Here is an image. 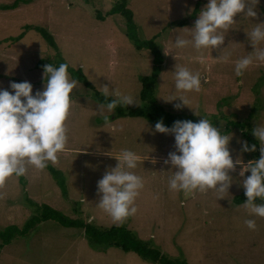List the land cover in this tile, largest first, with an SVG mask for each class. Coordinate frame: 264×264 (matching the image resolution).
<instances>
[{
	"label": "rangeland",
	"instance_id": "1",
	"mask_svg": "<svg viewBox=\"0 0 264 264\" xmlns=\"http://www.w3.org/2000/svg\"><path fill=\"white\" fill-rule=\"evenodd\" d=\"M15 1L0 0V6ZM22 1L25 3L14 10H0V88L12 91L10 82L28 81L35 94L44 86L40 61H63L84 73L97 90L100 85H108L110 91L117 88L138 100L139 103L128 107L140 105V77L150 72L151 60L147 51L134 48L122 16H106L119 0ZM207 2L128 0L140 38L158 36L165 56L157 100L177 115H190L197 121L203 115L221 132L226 131L229 122H246L251 139H256L251 130L258 123L264 124V64L249 66L242 76L235 74L234 64L253 50L245 30H250L252 23L264 22V0L255 5L256 17L246 18L242 13L234 17L230 29L223 31L225 39L219 48H176V35L191 38L199 12L195 19H189L190 14L196 6L199 11L203 9ZM98 14L105 19H98ZM184 19L188 21L186 26H171L172 22ZM27 26L31 28L26 29ZM35 28L48 30L57 48L48 44ZM21 34V39L12 40ZM223 49L227 59H217ZM176 63L202 77L200 91L185 94L198 115L189 106L174 108V104L180 103L178 99L165 100L175 91ZM69 77L73 78L70 74ZM71 101L65 150L57 154L55 163H47L63 174L66 192L46 167L28 166L22 175L24 184L15 175L5 178L0 181V230L13 224L23 226L35 213L28 202L31 200L69 215L88 216L103 228L125 226L170 257L189 264H264V218L250 217L243 204L234 203L236 196L244 195L240 165L229 171L232 183L229 193H223L225 197L218 199L220 194L212 189L192 193L170 190L167 178L172 174L171 165L163 161L175 150L171 133L156 132L143 118H113L114 110L107 109L104 115L109 117V123L105 125L98 111L100 104L81 82L73 90ZM228 135H232L229 148L234 160L240 158L247 163L256 159V151H239L237 141H247L240 130L232 129ZM121 149H130L142 157L133 171L143 178V187L134 201L137 211L116 222L97 206V181L117 164L112 155ZM247 175L250 172H245ZM246 218L255 219V230L247 228ZM0 264L151 263L113 247L106 252L97 250L81 230L43 223L30 237L0 248Z\"/></svg>",
	"mask_w": 264,
	"mask_h": 264
},
{
	"label": "clouds",
	"instance_id": "2",
	"mask_svg": "<svg viewBox=\"0 0 264 264\" xmlns=\"http://www.w3.org/2000/svg\"><path fill=\"white\" fill-rule=\"evenodd\" d=\"M258 3L259 0H208L199 11L191 29V38L176 35L175 47L219 48L225 39L223 31L230 29L234 17L238 13L246 18L256 17L255 5ZM245 31L253 50L235 61L237 76H242L253 64H264V22L252 23L250 30ZM224 49L217 59H227ZM42 67L44 86L35 94L28 81L10 82L12 91L0 88V181L13 175H24L28 166L44 169L48 162L55 163L57 154L65 150L68 138L66 121L71 95L78 81L69 77L66 62ZM174 67L175 91L169 99H164H178L180 103L174 104V108L189 106L197 114L185 94L200 91L202 77L178 63ZM109 89L108 85H100L98 89L106 98L98 108L105 125L109 123V117L104 115L105 109L111 112L117 105L139 103L131 94L117 88ZM109 96L112 98L108 99ZM202 117L198 121L175 120L170 127L162 120L154 124L156 132L171 133L174 137L175 150L170 151L163 161L170 164L172 170L167 178L168 188L184 193L212 189L220 194L219 199L225 197L223 193H229L232 183L229 171L240 165L239 175L244 177L242 186L246 196L243 207L250 217L264 218V202H256L257 199L264 201V124L258 123L251 130L259 142V158L245 163L240 158L233 159L229 148L232 135L221 132L209 119ZM237 143L241 153L257 150L256 144L244 140ZM112 156L117 164L108 168L97 181V206L113 221L119 222L137 211L134 201L143 187V178L133 170L142 157L130 149H121ZM152 162L157 161L153 158ZM245 172H250V175L245 176ZM244 224L250 230L257 226L254 218H246Z\"/></svg>",
	"mask_w": 264,
	"mask_h": 264
},
{
	"label": "trees",
	"instance_id": "3",
	"mask_svg": "<svg viewBox=\"0 0 264 264\" xmlns=\"http://www.w3.org/2000/svg\"><path fill=\"white\" fill-rule=\"evenodd\" d=\"M20 3H25L22 0H17L9 5L0 6V10H14ZM199 12L198 6L190 14L189 19H195ZM120 15L125 20V27L127 37L133 44L134 48L138 52L147 51L151 60L150 72L140 77L141 90H140V105L137 107L119 106L114 108L113 118H143L153 126L158 120H162L166 126H171L175 120H192L197 121L190 115H177L169 110L162 104H160L156 97V90L159 77L162 74L165 64L164 53L157 42L158 36L151 39H141L138 34L137 25L134 22V13L128 8V0H119L113 7L106 13L107 17L113 15ZM98 19L104 20L105 16L98 14ZM188 23L187 19L172 22L171 26L184 27ZM31 26H27L26 29H30ZM35 30L44 38V40L52 47L57 48L53 35L46 29L35 28ZM23 37V34L12 40L17 41ZM63 62V61H62ZM46 60H41L38 67L43 72V65L51 64ZM61 63V62H60ZM58 65L59 63H53ZM68 73L81 82L88 89L92 91V98L99 104L105 102V97L95 88V86L87 79V77L81 71H76L69 66ZM44 80V78H43ZM112 97L109 96L108 99ZM250 127L246 122L233 121L229 122V126L223 133L229 134L232 129H238L242 132L243 136L247 139L250 144H256L257 150L255 152V158L258 159L259 145L256 139H251L249 135ZM46 168L51 172L53 177L56 179L59 187L66 192V184L63 178V174L52 166L46 165ZM20 181L24 184V177L19 176ZM246 200L245 195L236 196L234 203L236 205L243 204ZM29 204L34 207L35 213L23 224L18 226L16 224L8 225L0 230V248L11 245L15 241L20 239L28 238L34 232H36L43 223H52L57 227L64 229H78L83 232V236L86 241L93 248H97L100 251H107L109 248H117L125 253H134L142 260L151 264H189L186 260L179 258H173L162 252V250L150 242H147L139 238L133 231L129 230L122 225H113L111 227L103 228L97 225L95 222L90 220L88 216L69 215L57 208H54L46 203L37 205L31 200H28ZM257 203H262L257 199Z\"/></svg>",
	"mask_w": 264,
	"mask_h": 264
},
{
	"label": "water",
	"instance_id": "4",
	"mask_svg": "<svg viewBox=\"0 0 264 264\" xmlns=\"http://www.w3.org/2000/svg\"><path fill=\"white\" fill-rule=\"evenodd\" d=\"M202 81H204V80H202Z\"/></svg>",
	"mask_w": 264,
	"mask_h": 264
}]
</instances>
